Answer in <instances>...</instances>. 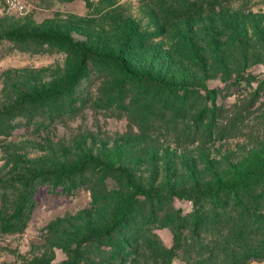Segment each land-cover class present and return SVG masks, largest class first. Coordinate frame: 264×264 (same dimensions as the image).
<instances>
[{
  "label": "rangeland",
  "instance_id": "1",
  "mask_svg": "<svg viewBox=\"0 0 264 264\" xmlns=\"http://www.w3.org/2000/svg\"><path fill=\"white\" fill-rule=\"evenodd\" d=\"M119 2L141 26L150 22L143 0ZM104 6L101 0H0V111L21 105L23 95L28 107L0 132V264H156L143 243L127 237L132 221L117 220L119 205L134 193V183L148 192L168 187L190 191L195 177H210L226 167L229 157L244 158L264 140V0H229L196 20L202 24L195 39L206 48L219 43L218 54H210L217 63L210 58L213 74L207 79L222 91L218 101L233 111L257 97L256 110L234 138L186 144L144 132L127 110L92 102L102 95L104 83L88 79L75 90L87 101L70 105L61 116L46 112L45 105H29V94L64 81L75 54L66 47L1 35L8 30L49 31L85 42L106 40L114 35L119 16ZM206 27L212 28L207 36ZM218 63L230 69L227 79L214 68ZM235 68L246 78L236 81ZM87 157L113 159L117 170L107 176L92 165L71 177L55 173ZM174 205L187 212L194 202L176 197ZM155 231L172 244L169 227ZM123 236L127 242L120 245ZM248 264H264V259Z\"/></svg>",
  "mask_w": 264,
  "mask_h": 264
},
{
  "label": "trees",
  "instance_id": "2",
  "mask_svg": "<svg viewBox=\"0 0 264 264\" xmlns=\"http://www.w3.org/2000/svg\"><path fill=\"white\" fill-rule=\"evenodd\" d=\"M119 1L101 0L107 13L119 16L114 35L106 40L85 42L49 31L8 30L1 35L25 43L44 42L51 48L66 47L75 54L74 67L64 81L35 90L26 97L28 104L45 105L46 112L61 116L71 110L70 105L87 101V97L75 95V90L83 79H88L104 83L102 95L92 98V102L127 110L144 132L186 144L223 141L239 135L241 126L248 124L256 110L257 97L242 101L233 111L219 102L222 91L207 83L213 74L209 72L210 58L212 64L217 63L216 56L210 54H218L219 43L206 48L195 39L202 24L196 20L213 14L216 5L229 0H143L151 17L145 26L136 22ZM211 29L205 28L206 36ZM214 68L223 71L224 79L231 75L224 63ZM233 72L236 81L246 78L241 68ZM18 102L21 105L0 111V132L13 125L12 118L28 111L23 105L25 95ZM228 160L225 168L210 177H195L190 191L168 187L148 192L134 183V193L123 199L117 215L118 222L133 223L127 237L143 243L156 264H248L264 259V140L256 142L246 157ZM115 164L113 159L87 157L55 173L71 177L95 165L108 176L117 170ZM176 197L192 200V210L185 212L183 207H176ZM157 227L173 231L171 245L161 240ZM127 237L123 236L120 245L127 242Z\"/></svg>",
  "mask_w": 264,
  "mask_h": 264
}]
</instances>
